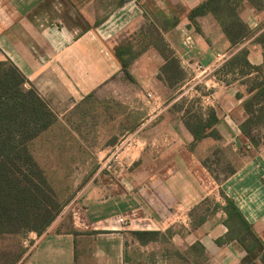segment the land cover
<instances>
[{
  "label": "crops",
  "instance_id": "obj_1",
  "mask_svg": "<svg viewBox=\"0 0 264 264\" xmlns=\"http://www.w3.org/2000/svg\"><path fill=\"white\" fill-rule=\"evenodd\" d=\"M205 1L0 0V61L18 68L29 87L55 105L59 99L78 103L92 95L109 98L126 87L129 80L114 48L141 21L158 31L181 68L196 63L212 72L241 49L248 51L252 66H262L263 48L256 38L264 31V0L239 2L237 14L250 34L238 46L231 44L213 15L190 18L191 11ZM66 3L70 16L82 18L84 30L61 22L56 11ZM46 4L49 12L42 7ZM42 17L50 22H40ZM144 42L148 43L129 42L135 51L145 49L130 73L142 91L149 92L147 88L156 85L154 80L164 84L161 69L166 60L151 46L152 41L140 47ZM212 79L210 109L219 119L218 139L195 142L182 112L170 111L157 118L170 104L164 107L134 132L137 151L126 161L121 157L114 174L92 182L42 235L28 234L19 263L130 264L135 262L132 250L148 247L139 244L133 232H165L182 224L186 230L175 233L172 241L183 249L200 243L205 254L199 264H241L246 251L237 241L217 243L228 232L223 210L217 209L203 224L191 228V211L215 189L221 205L220 192L235 202L264 244V126L252 129V135L260 139L257 146L241 128L249 118L244 103L255 93L251 89L257 80L253 73L240 77L237 70L228 83L217 74ZM148 125L150 130L140 133ZM220 142L232 152L246 154L241 166L216 183L205 166L209 152L203 149ZM120 218L128 224L122 226Z\"/></svg>",
  "mask_w": 264,
  "mask_h": 264
},
{
  "label": "rangeland",
  "instance_id": "obj_2",
  "mask_svg": "<svg viewBox=\"0 0 264 264\" xmlns=\"http://www.w3.org/2000/svg\"><path fill=\"white\" fill-rule=\"evenodd\" d=\"M47 5L42 6L46 10L44 12L48 11ZM40 8L37 11L43 10ZM58 9L59 12L56 13L62 18L63 24L70 27L79 25L84 30L82 18L77 15L75 18L70 16L71 7L67 3ZM46 15L51 19V13ZM47 18L40 19V22H50ZM153 33L154 29L141 21L119 39L123 44H129L131 41L135 46L138 41H148L140 46L143 47L156 39L157 36ZM199 66L196 63L185 66L182 68L181 77L172 84H162L154 80L155 87L147 88L154 96L153 99L148 98L149 92L142 91L139 84L129 81L126 87L118 89L117 94L109 98L92 95L78 103L71 100L62 102L59 99L57 105L45 99L56 117V122L31 143V152L62 201V211L92 182L114 174V170L122 163L121 157L126 161L125 159L137 151L134 141L137 135H134V132L140 131L138 129L142 124L164 107L170 104L157 118L164 117V114L170 111L182 112L187 120L192 115H207L212 106L206 102L204 96L211 95L214 91L212 76L217 74L218 78L224 77L229 81L234 76L226 74L225 71L220 72L221 67L210 72L200 69ZM152 79L155 77L152 76ZM26 87L29 88V85ZM156 103L162 106L156 108ZM187 111L190 113L187 114ZM149 130L148 125L140 133ZM203 151L206 154L209 152L205 166L216 183L223 182L235 167L241 166L246 154L232 152L231 148L222 142L217 146L205 145ZM214 194H217L216 189L191 211V228L200 217L213 214L217 210L216 205H221ZM221 199L225 205L222 196ZM185 230L184 226L179 224L173 232L182 234ZM29 233L31 232L22 236L0 237V264H11L16 260V264L19 263L24 249L23 240ZM147 246V249L137 247L132 250L135 262L130 264H199L202 261L198 248L192 251H189L188 247L179 248L170 235L160 236L158 242Z\"/></svg>",
  "mask_w": 264,
  "mask_h": 264
},
{
  "label": "trees",
  "instance_id": "obj_3",
  "mask_svg": "<svg viewBox=\"0 0 264 264\" xmlns=\"http://www.w3.org/2000/svg\"><path fill=\"white\" fill-rule=\"evenodd\" d=\"M240 1L206 0L191 11L190 18L213 15L231 44L238 46L250 34L246 24L237 14ZM154 34L157 37L151 46L166 60L161 69L163 80L172 84L183 73L180 61L155 29ZM256 43L261 45L264 53V31L256 38ZM144 50L135 51L131 44H120L114 48V56L130 82H134L130 66ZM220 69V72L225 71L233 76L236 70L240 77L255 74L257 81L251 89V92L255 93L244 103L249 118L241 128L248 136L249 142L257 146L260 139L252 135V129L264 126V64L252 66L248 60V51L241 49ZM220 79L227 83L229 81L224 77ZM28 83L18 68L9 62L0 61V237L22 236L28 232L42 235L63 208L55 188L31 152V143L53 126L56 117L37 89L33 86L26 87ZM189 113L187 111V114ZM218 122L213 109L207 111L206 118L202 114H196L189 120L184 119L185 127L193 134L195 142L207 137L218 139L215 128ZM221 196L225 205L218 204L216 208L225 212L224 225L228 232L225 239H218L217 243L220 245L225 241H237L246 251L241 264H264V244L254 234L251 224L235 202L222 192ZM208 216L200 217L193 228L203 224ZM174 234L172 228L165 232H133L141 245L158 242V237L163 235H170L172 240ZM196 248L199 249L198 253L203 261L205 251L200 243H195L188 250ZM16 263L17 260L11 264Z\"/></svg>",
  "mask_w": 264,
  "mask_h": 264
},
{
  "label": "built area",
  "instance_id": "obj_4",
  "mask_svg": "<svg viewBox=\"0 0 264 264\" xmlns=\"http://www.w3.org/2000/svg\"><path fill=\"white\" fill-rule=\"evenodd\" d=\"M199 68L201 69L202 67L201 66H199ZM148 98H150V99H153L154 98V96L152 95V93H148ZM205 100H206V102H208V103H212L213 102V97L211 96V95H207L206 97H205ZM157 105H156V108H159V104L158 103H156ZM119 223L122 225V226H126L128 223H127V221L124 219V218H120L119 219ZM18 264H21V263H18Z\"/></svg>",
  "mask_w": 264,
  "mask_h": 264
}]
</instances>
